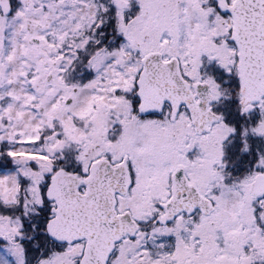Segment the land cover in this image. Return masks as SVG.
Returning <instances> with one entry per match:
<instances>
[{
    "label": "snow or ice",
    "instance_id": "obj_1",
    "mask_svg": "<svg viewBox=\"0 0 264 264\" xmlns=\"http://www.w3.org/2000/svg\"><path fill=\"white\" fill-rule=\"evenodd\" d=\"M0 264H264V0H0Z\"/></svg>",
    "mask_w": 264,
    "mask_h": 264
}]
</instances>
